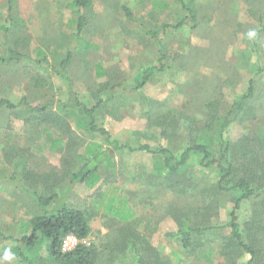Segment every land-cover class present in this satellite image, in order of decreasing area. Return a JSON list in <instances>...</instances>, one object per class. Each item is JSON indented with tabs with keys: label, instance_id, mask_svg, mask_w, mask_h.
<instances>
[{
	"label": "rangeland",
	"instance_id": "374dc122",
	"mask_svg": "<svg viewBox=\"0 0 264 264\" xmlns=\"http://www.w3.org/2000/svg\"><path fill=\"white\" fill-rule=\"evenodd\" d=\"M152 1L92 0L91 6L83 10L87 25L82 39L94 48L84 52L73 48L75 26L71 21L78 15L73 0H13V23L11 33L5 37L6 45L31 57L42 50L50 66L0 62V99L19 105L26 98L37 105L49 100L65 102L72 94L88 107L104 101L95 117L109 133V142L134 148L162 146L179 156L193 140H200L197 135L206 125L208 112L225 115L233 100L248 89L249 80L254 79L252 97L236 116L227 137L234 180L249 173H264V73L255 74L258 65L264 66V33L259 49L252 44V36L259 29L257 13L262 12L264 0H192L195 22L165 31L164 26L176 25L184 14L174 0H157L166 2L169 8L155 11ZM122 8L132 16L128 17ZM7 15V2L0 0V24ZM145 29L158 33V39L146 35ZM158 44L166 56L161 61ZM71 49L74 56L68 69L69 84L52 67L58 66ZM161 65L164 69L155 72L141 90L128 88L141 68ZM98 68L103 70V76ZM210 103L212 108L208 107ZM23 111L18 106L12 112L0 113V169L12 168L13 161L23 156L28 171L36 175L51 173V177L44 182H27L26 190L0 184V233L7 237L0 240V264H20L11 252L17 244L14 239L21 237L22 223L41 213L32 193L45 194L50 186L51 192L90 218L86 242L94 248L95 264H139L128 248L123 250L121 240L126 231L137 234L142 248L150 245L166 264H232L217 254L221 239L229 236L227 228L210 241L203 239L204 246L214 247L210 261L206 255L197 258L187 254L175 235L178 219L183 217L191 221L206 218L208 224L229 221L232 197L211 193L217 170L202 168L193 158L181 188L171 190L153 169L152 155L111 151L114 164L100 169L101 180L94 188L70 187L69 178L61 180L62 174L69 168L75 172L80 164L76 160L74 168L66 166V154L75 156L88 142L104 149H111V145L105 137L77 129L70 118H66L70 132H62L55 126L27 121ZM173 118L180 121L175 131L165 128ZM48 134L62 141L55 150H51ZM113 197L124 200L131 220L121 222L108 213L107 205ZM257 210L245 203L238 217L244 231L251 229L256 249L263 255L264 217L260 224L263 229L252 225ZM232 252L233 264L249 259L236 250ZM42 255L46 258L45 253ZM260 262L261 257L256 264H264ZM39 264L52 263L45 260Z\"/></svg>",
	"mask_w": 264,
	"mask_h": 264
},
{
	"label": "trees",
	"instance_id": "16d2710c",
	"mask_svg": "<svg viewBox=\"0 0 264 264\" xmlns=\"http://www.w3.org/2000/svg\"><path fill=\"white\" fill-rule=\"evenodd\" d=\"M174 1L184 16H180L176 25L164 26V31L167 28L180 29L187 22H195L196 9L193 7L192 0L189 2L187 0ZM6 2L8 15L4 23L0 24V62L3 64L32 62L50 66L42 50L38 51L36 57H31L6 45L7 38L5 37L11 33L13 23L11 16L13 0H6ZM91 4L92 0H73L72 2V5L77 8L78 12L77 18L71 21L75 26L73 48L84 52L94 48L93 44L82 39V34L87 25V19L84 16L83 10L89 8ZM167 8H169V5L164 1H152L153 11L165 10ZM122 9L128 17L132 16L127 8ZM257 14L259 29L252 36V44L256 49H259V44L262 40L261 35L264 33V8L262 12ZM144 32L152 39H158V33L155 31L145 29ZM72 49L65 52L58 66L52 67V71L60 79L65 80L69 84L71 80L68 69L74 56ZM158 54L160 61L166 58L159 44ZM160 68H141L138 76L133 80L132 86L128 88L132 91L141 90L155 72L164 69L163 65ZM98 69L99 75L103 76V70L101 68ZM263 73L264 66L258 65L255 71L256 76ZM254 82V79L249 80L248 89L233 100L230 109L225 115L217 116L209 111L206 125H204V129H201L197 135L200 140H193L191 145L187 146L179 156H175L169 149L162 146L151 147L149 145H141L134 148L120 144L117 141L109 142V133L104 127L99 126L95 117L96 112L103 105L104 101H99V104L88 107L81 104L72 94L65 102L49 100L37 105L30 104L26 98H22L19 105H14L6 99H0V113L12 112L18 106H21L24 114L27 116V121L34 120L38 124L51 125L58 127L62 132H70L66 119L70 118L77 129L95 133L106 138L112 150L104 149L100 144L88 142L84 144L82 150L79 153L77 152L75 156L67 153L63 158L64 163L68 167L71 165L74 168L76 160L80 164L75 172H72L69 168V171L65 170L64 174H62L61 180L66 177L69 178L70 187L83 185L87 188H94L101 180L100 169L109 168L114 164V156L111 153V151H114L141 152L152 155L155 160L153 169L162 177L164 186L171 190H177L181 188L180 185L183 183L182 179L185 178L187 165L193 158H197V163L200 167L217 170V181L211 193L214 195H230L233 207L229 213V221L223 225L208 224L210 222L206 221L205 217L202 220L192 219V221L185 217L178 219L180 225L175 235L179 237L182 249L187 254L194 255L197 258H204L203 256L206 255L205 259L210 261V257L214 254V247L209 245L204 246L203 239L210 241L212 237L218 236V231L227 228L229 236L221 239L217 254L225 256L233 264L232 256L234 252L232 250H236V253L245 254L249 258L247 261L239 264H256V260L260 257V263L264 262V254L262 255L261 252L259 254L257 251L254 243L255 237L250 234L251 229L247 227L245 231L243 230L239 222L238 212L245 203L258 207V210L255 211L252 225L259 227V230L263 229V226H260V224L263 223L261 219L264 217V173L261 172L258 175L257 173H249L250 176L234 180L232 178L234 171L231 158L232 149L227 137V132L236 116L243 110L245 102L252 97ZM212 106L213 103L208 104L209 108H212ZM52 108L57 109L62 114L52 111ZM179 122V119L173 118L165 124V128H171L175 131L178 128ZM213 122H217L215 123L217 126L216 133L213 132V127L215 126ZM45 130H47L46 127ZM209 134V139L206 141ZM46 138L51 144V150H55L62 143L61 139L52 138L50 134L46 135ZM74 160L75 162H73ZM25 161L26 158L20 156L13 161L12 168L0 169V184H11L16 186V188L25 189V184L29 181L40 180L44 182L51 177V173L36 175L28 171L25 168ZM18 173H20V176ZM51 191L52 186L46 188L45 194H39L36 191L32 193L33 201L40 208L41 213L35 214L28 222L20 225L21 237L14 239L17 244L12 248L11 252L18 258L20 264H39L45 260L51 261L52 264H95L94 248L86 242L90 233V218L83 211L68 205L64 197ZM107 211L121 222H127L132 218L129 207L121 197L111 198L107 205ZM68 235L73 236L77 244L71 251L64 252L62 250L63 242ZM5 238L7 237L0 233V240ZM121 242L123 250L128 248L133 258L139 264H166L161 260L158 252L150 245H146L144 250L142 245L139 244V236L135 233L133 234L132 231H126L123 234ZM42 253H45L46 258L43 257Z\"/></svg>",
	"mask_w": 264,
	"mask_h": 264
},
{
	"label": "built area",
	"instance_id": "2783aa9c",
	"mask_svg": "<svg viewBox=\"0 0 264 264\" xmlns=\"http://www.w3.org/2000/svg\"><path fill=\"white\" fill-rule=\"evenodd\" d=\"M76 244V239L73 236L68 235L64 239L62 250L64 252L71 251L76 246Z\"/></svg>",
	"mask_w": 264,
	"mask_h": 264
},
{
	"label": "clouds",
	"instance_id": "9594fccd",
	"mask_svg": "<svg viewBox=\"0 0 264 264\" xmlns=\"http://www.w3.org/2000/svg\"><path fill=\"white\" fill-rule=\"evenodd\" d=\"M6 258H7V252H6Z\"/></svg>",
	"mask_w": 264,
	"mask_h": 264
}]
</instances>
